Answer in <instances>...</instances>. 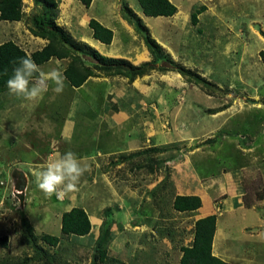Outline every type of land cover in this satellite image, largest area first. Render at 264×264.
I'll return each mask as SVG.
<instances>
[{"label":"rangeland","instance_id":"obj_1","mask_svg":"<svg viewBox=\"0 0 264 264\" xmlns=\"http://www.w3.org/2000/svg\"><path fill=\"white\" fill-rule=\"evenodd\" d=\"M215 2L217 5H209L207 13L197 15L198 23L193 25L191 16L201 4L197 0H182V5L189 7L187 12L182 9L185 12L179 16L178 24L168 20H151L152 23L147 26L141 20L148 32L136 25L139 16L128 5L120 3L115 12H108L107 17L110 16L111 21L119 18L129 22L133 20L130 28L134 37L128 43L125 41L124 50L122 46L118 49L128 50L129 57L127 56L126 61L129 63L140 66L152 61L144 43V37L149 36L164 53L158 60L159 64L164 67L180 66L210 83V86H205L175 72L150 71L149 77H139L140 82L137 78L134 80L140 83L139 96L143 98V102L141 98L138 100L137 106L140 114H143L141 117L144 114L145 117L152 116V111L157 108L155 114L160 115L163 130L171 134L170 132H180L183 128L173 129L171 119L181 121L185 120L186 114L191 115V112L182 114L178 111L189 100L195 104L194 109H197V113H192L204 119L208 118V114L221 110L223 116L216 117L213 122L208 119L215 127L224 121L223 131L225 134L231 132L222 141L228 150L224 148L221 152L223 156L219 155L221 161L231 162L228 152L232 147L233 137H238L241 149L251 143L250 147L254 146L256 151V156H252L251 160L254 163L257 161L259 168L251 170L253 174H250V183L245 184L260 195V192H264V64L260 57V52H264V0ZM29 3L33 4L32 1L23 0L24 22L20 23L21 27H17V37L24 40L23 46L27 48L25 31L29 30L33 18L42 16V10ZM138 6L136 5V9H139ZM57 12L56 24L59 23L60 16L59 11ZM76 12L75 16H67L80 22H72L79 25V28L69 36L75 39L72 40L75 44L86 45L79 43L77 39L87 32L86 19L89 16L83 7ZM160 43H163L162 46ZM35 48L33 46L32 50ZM125 54L124 56L127 55ZM158 90L164 92L162 101L166 98L168 101H175L176 105L159 106L152 102L153 98L156 99L155 91ZM132 93L133 91L130 95ZM73 94L65 84L63 92L56 94L55 98L51 94L47 96L50 104L48 108L54 111L63 104L67 105L66 100ZM53 116L54 113L49 117V124L52 126L57 125L52 121ZM200 116L192 121L200 122ZM48 138L51 142L57 137L50 132ZM216 138L208 139L201 145L213 147L220 139ZM129 140L130 146L125 153L127 155L123 152L105 158L97 169L92 164L86 167L77 192L49 196L38 188L36 179L32 182L18 179L15 186H5L8 193L3 190L0 193V241L7 237V243L3 247L0 242V264H179L181 248L191 244L195 220L192 215L175 213L171 207L176 195L175 189L180 187L177 176L182 170L177 167L182 163L187 145L156 144L149 137L147 140H139L137 146L133 137ZM66 141V145H69V140ZM96 141L98 144L99 140ZM91 144L89 152H94V143ZM153 145L159 146L146 148ZM85 146L88 144L72 145L76 147L74 149H64L61 146L59 151L81 154L87 152L83 151L87 149ZM15 150L6 152L7 159L13 162L15 160L12 166L23 170L25 164L22 161H30L33 157H39L40 153L44 155L45 149H39L37 154L23 148L19 150V146ZM134 153L144 154L132 156ZM3 157L4 151H1L0 159ZM216 158L217 156L212 161L214 166ZM3 162L4 160L1 161L0 168ZM9 172L1 169L0 181L9 178ZM71 207L84 209L92 220L93 230L88 236H60L61 214ZM102 226L109 232L102 243L106 251L105 262L95 260L94 257ZM30 233L36 239L31 240ZM43 234L60 237V242L56 247H50L38 240Z\"/></svg>","mask_w":264,"mask_h":264},{"label":"crops","instance_id":"obj_2","mask_svg":"<svg viewBox=\"0 0 264 264\" xmlns=\"http://www.w3.org/2000/svg\"><path fill=\"white\" fill-rule=\"evenodd\" d=\"M56 1H58V11L60 13L59 23H57L59 28L68 35L70 34V36L75 34L79 25L72 24L75 19L73 20V17L67 18V16L69 14L75 16L76 11H80L83 7L89 16L86 19L87 32L83 37H78V42L95 49L102 56L125 60L129 57L128 50L123 51L125 41L128 43L134 37L130 28L132 26L129 21L122 18L111 21L110 16L107 17L108 12H115L116 6L120 3L128 5L148 26L152 23L151 20H158V22L168 20V22L178 24L179 16L185 12L182 9L187 12V7H189V5H182V0H168L176 7L177 12L171 17L152 18L143 15L140 6H138V0H92L89 8L84 7L77 0ZM175 1L180 4L178 5ZM215 1L197 0L201 4L200 7H205V10L199 15L207 13L210 9L209 5H217ZM29 4L33 5L32 3ZM136 5L139 9H136ZM180 5L184 8H180ZM23 20L24 17L20 22L0 21V39H3L0 44L12 41L23 49L27 55H31L43 49L48 41L34 37L26 29L27 35L24 37L28 42V48L24 47L22 43L24 40H19L17 37V27L18 25L21 27L20 23L24 22ZM90 20H95L112 31V42L109 45L102 44L92 37V31L89 28ZM75 22L80 24L79 21ZM125 32L127 34H124ZM19 34L21 35V33ZM163 43H160L161 46ZM33 46L36 48L32 50ZM121 46L122 51L118 50ZM142 47L144 48V46ZM148 56L151 60L152 57ZM130 63L134 65L133 62ZM67 65V60L51 58L48 62L39 66L44 71L59 68L64 72ZM138 79L137 81L140 82L141 80ZM152 79L156 80L154 77ZM137 81L128 83V79L122 77H91L82 86L74 88L65 80L68 90L74 94L68 97L69 100H66L67 105L63 104L61 108L58 107L54 111L48 108L50 104L47 96L49 94L54 98L56 96L51 88L43 99L31 101L11 95L8 91L0 92V152L4 151V157L0 159V163L4 160L0 173L1 169L10 171L9 178L0 181V193L1 190L8 193L5 186H15L18 179H26L28 182L36 179L34 170H37L39 165L44 164L48 157L56 152L57 148L59 151L61 146L64 149L68 147L74 149L76 147H72V145L88 144L85 147L89 150H83L87 152L79 153L77 156L82 167L86 168L92 164L97 169L98 164L103 162L105 158L123 152L124 155H127L125 153L128 152L129 138L131 137L135 139L133 142H137V146L139 140H147L149 137L153 138L156 144L184 143L187 145V151L182 156V163L177 167L182 170V173L177 176L179 178L177 181L180 180V187L175 189L176 195L173 201L178 196H195L200 199L201 207L189 213L173 211L177 214L192 215L195 218L193 228L195 222L199 219L208 216L216 218V228L212 241V255L214 257L228 264H264V192H260V195H258L255 190L245 184V182L250 183V174H253L251 170L259 168L257 161L254 163L251 160L252 156H256L255 147H250L251 143H249L241 149L242 145L240 146L238 137H233L232 147L228 152L231 162H222L219 155H222L221 152L225 148L223 145L224 140H226L225 135H230L231 132L225 134L226 132L223 131L224 121L218 127L212 125V122L216 117L219 118L223 114L220 112L208 114V118L204 119V117L194 114L197 113V109H194L195 104L191 100L178 110L182 114L191 112V115L186 114L185 120L181 121L170 120L173 129L178 130L179 127L184 129L182 128L180 132H170L171 134L165 133L160 115L155 114L157 108L152 111V116L145 117L144 114L141 117L143 114H140V108H137L138 100L141 98L139 96L140 83ZM130 90L133 91L131 95ZM155 94L157 95L156 99H152L155 104L159 106L164 104L176 105L175 101H168L166 98L162 101L163 91H155ZM152 95H154V92H152ZM142 99L141 102H143ZM196 105L198 106L197 103ZM66 106H68V111H66ZM38 108L41 109L38 110ZM52 113H54L52 121L57 123L54 126L49 124V117ZM199 116L200 122H193V119L196 118L195 120H197ZM55 129H57V133H55ZM50 132L56 134L57 137L50 140L51 142H49V138L47 139ZM215 137H217L216 139L220 138L215 142V146L207 148L201 145L206 140ZM92 139L93 141H91ZM97 139L99 140L98 144H96ZM66 140H69V145H66ZM91 142L94 143L96 149L94 152H89ZM18 146L19 150L23 148L34 154H37L39 149L43 150L44 148V155L40 153L39 157H33L30 161H22L25 164V169L21 170L18 166H12L15 160L14 162L8 161L6 153L11 152V150L16 151L15 148L18 150ZM156 146L159 145L146 148H155ZM215 156L217 158L214 166L212 161L215 160ZM26 171H29V173ZM91 222L92 220H90ZM91 227L92 231V224ZM192 240L193 234L191 242Z\"/></svg>","mask_w":264,"mask_h":264},{"label":"trees","instance_id":"obj_3","mask_svg":"<svg viewBox=\"0 0 264 264\" xmlns=\"http://www.w3.org/2000/svg\"><path fill=\"white\" fill-rule=\"evenodd\" d=\"M31 1L35 7L42 10V16L32 19L29 31L34 37L47 40L48 44L40 51H36L28 56H31L38 65L48 62L51 58L67 60L68 65L63 73L66 80L74 88L82 86L91 77H122L132 82L136 78L148 75L153 70H157L160 73L175 72L184 77L194 79L200 84L210 86V83L205 79L180 66L171 65L172 67H164L159 64L158 60L163 57V52L155 40L149 36L144 37V43L151 54L152 61L140 66H134L124 59L102 56L95 49L87 45L75 44L71 37L55 23L58 13V1ZM77 1L86 8H89L92 3V0ZM138 3L143 15L147 17H171L177 12L176 7L168 0H138ZM22 5L23 0H0V21L20 22L24 17ZM204 10L205 7L202 6L192 14L191 22L193 25L198 23L197 15ZM130 22H133V20H130ZM136 25L147 31L143 27L141 19H136ZM89 28L95 40L105 45H109L112 42V31L103 27L97 21L90 20ZM26 55V52L12 41L0 44V92L8 91L6 82L10 78L13 68L16 66V61ZM260 57L264 64V52H260ZM88 62L90 65H87ZM220 111H216L215 113ZM141 154L144 153H134L132 156H139ZM200 207L201 201L195 196H178L174 199L172 205L173 210L178 213L194 212ZM60 219V236L84 238L91 232L92 227L89 217L82 208L73 207L69 211L64 212ZM104 226L108 228V226ZM215 226L216 218L214 216H208L195 222L193 240L190 245L181 248L179 264H228L212 255ZM100 228V239L97 240L94 257L95 260L98 259L101 262H105L106 251L102 247V243L109 232L103 226ZM29 235L31 240L36 239V236L32 233ZM38 240L50 247H56L60 242V237L43 234ZM0 242L5 247L7 237H3Z\"/></svg>","mask_w":264,"mask_h":264},{"label":"clouds","instance_id":"obj_4","mask_svg":"<svg viewBox=\"0 0 264 264\" xmlns=\"http://www.w3.org/2000/svg\"><path fill=\"white\" fill-rule=\"evenodd\" d=\"M66 77L59 68L44 71L32 59L24 56L16 61L6 82L9 94L25 100L43 99L50 90L63 92ZM87 169L81 166L77 154L72 151L52 153L44 164L34 170L38 188L46 195L77 192L80 178Z\"/></svg>","mask_w":264,"mask_h":264}]
</instances>
